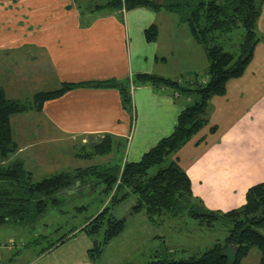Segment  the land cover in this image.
Here are the masks:
<instances>
[{
    "label": "crops",
    "instance_id": "crops-1",
    "mask_svg": "<svg viewBox=\"0 0 264 264\" xmlns=\"http://www.w3.org/2000/svg\"><path fill=\"white\" fill-rule=\"evenodd\" d=\"M109 1L0 0V86L9 99L28 101L37 93L59 89L64 83L114 81L118 85L79 86L45 102L41 111L12 117L13 136L19 147L13 159L23 161L33 175L49 177L67 172L65 167L72 164L68 160H82L88 154H78L77 145L93 151L106 136L113 139V152L122 155V167L139 162L174 132L181 112L198 100L194 92L180 93L170 86L137 80L140 74H150L181 86H195L198 80L193 77L198 69L183 74L182 66L179 79L166 69L178 55L176 33L179 23L183 24L179 17L163 8L111 9L106 6ZM261 18L260 35L261 29L264 33ZM6 22L14 24L7 26ZM153 25L157 26L158 37L149 41L146 31ZM184 42L189 49L182 54L187 57L197 52L195 45L200 46L192 38ZM262 43L241 78L264 77ZM202 52L207 61L205 50ZM205 64L208 68V61ZM205 82L206 79L200 83ZM228 86L224 96L212 97L209 104L224 102L229 96ZM227 117L230 121L223 130L214 125L216 130L211 132L210 127L212 139L205 140L200 149L203 152L181 164L191 179L194 197L208 209L224 213L244 206L247 191L264 182V91L249 109L241 110L237 117L234 110H227ZM201 145L194 144L193 148ZM132 199L136 203L137 199ZM142 218L151 225L145 215ZM86 223L67 241L86 233L81 230ZM128 236L126 230L105 248L104 255L117 250L121 257L129 251L153 257L142 236ZM152 236V242L162 238L160 233ZM86 240L83 252L88 259L76 264H91L88 251L92 239ZM128 240H132L130 246L125 245ZM108 261L112 264L116 258Z\"/></svg>",
    "mask_w": 264,
    "mask_h": 264
},
{
    "label": "trees",
    "instance_id": "trees-1",
    "mask_svg": "<svg viewBox=\"0 0 264 264\" xmlns=\"http://www.w3.org/2000/svg\"><path fill=\"white\" fill-rule=\"evenodd\" d=\"M106 6L125 10L147 7L158 11L163 8L187 25L194 42L202 46L207 54L206 82L197 81L192 88L150 74H140L137 80L155 86H170L180 93L194 92L198 100L181 112L174 132L163 138L139 162L125 163L123 167L94 165L77 168L71 173L61 172L34 182L33 174L26 169L23 161L13 159L19 147L13 136L12 117L41 111L45 102L60 98L79 86L118 85L114 81L64 83L59 89L37 93L28 101L9 99L0 86V227L21 225L31 217L43 215L50 203L60 205L56 198L58 194L70 191L78 184L85 185L88 178L95 176L97 183L106 185L105 192L110 195V200L81 229L92 239V247L88 251L91 264L101 260L105 248L127 230V220L117 217L115 210L132 196L137 201L130 214H144L152 223L156 218L186 217L197 221L198 226L208 231L218 224L224 225L227 230L222 242L194 256L175 260L166 258L175 252L161 256L155 251V256L143 264H243L253 249L260 251L259 264H264V182L247 191L246 204L241 208L226 213L213 211L194 197L191 179L181 167L179 157H173L209 124L205 115L211 98L224 96L229 82L241 78L252 63L258 44L264 42V36L258 31L264 0H111ZM238 32L240 41L236 45L237 50H226L223 44L232 40L231 37ZM146 37L149 41L157 39L156 25L146 31ZM215 130L216 127L211 128V132ZM205 140L206 137L201 136L194 144L199 145ZM114 149L112 137L106 136L84 157L106 156ZM89 186L92 189L95 187L93 184ZM100 233H103L102 240L97 239ZM67 238L51 244L42 254L63 244Z\"/></svg>",
    "mask_w": 264,
    "mask_h": 264
},
{
    "label": "rangeland",
    "instance_id": "rangeland-1",
    "mask_svg": "<svg viewBox=\"0 0 264 264\" xmlns=\"http://www.w3.org/2000/svg\"><path fill=\"white\" fill-rule=\"evenodd\" d=\"M15 1L17 2V0ZM262 11L261 26L264 27V6ZM13 24L11 22H6L7 26ZM179 27L180 29H178L176 33L178 34L176 36L179 41L178 55L166 69L170 70L171 75L173 74L175 77H180L179 73L182 66H184L182 70L183 74H189L191 70L194 71L198 69L193 79L196 80L197 77L198 82H203L205 79H208V68L207 64H205L208 60L206 61L203 57V49L201 46L196 45L197 52H195L194 55L190 53L189 57L186 55L184 56L186 50L189 49V46H187L184 40L192 37L186 24L179 23ZM239 34L240 32L235 33L231 37L232 40H226V43L223 44L226 50L232 52L237 50L238 47H236V45L240 41ZM261 36H264L262 29ZM162 38L160 40L161 42ZM261 45L264 46V42ZM182 52L185 53L182 54ZM182 63H184V65H182ZM256 64L257 62H255L254 66H256ZM262 68H264V52L261 49V69ZM231 83L228 86L229 96L226 99L224 98V102L223 100H217V102L214 101L212 105L208 104L205 117L209 120V124L186 146L173 155L174 158L179 157L181 159L182 162L180 164L193 156L195 158V154L197 156L200 152H203V150L200 149L205 146L204 143H202L201 147L198 149L193 148V146L201 136H206V141L212 139L208 132L210 127L218 125L220 130H223L225 123H229L230 121L228 119L229 115L227 117V110H234V114L237 117L241 110L249 109L253 102L257 100L259 95L264 91V77H243ZM229 101L230 103H228ZM225 108L226 110L223 111ZM220 133L221 131H219V135ZM75 150L78 154L85 155L91 151V148L77 145ZM121 160L122 155L114 151L105 158L93 157L92 159L82 158V160H68V162L72 164H68L69 167L67 166L65 168H67V173H71V170L94 165H106V167L122 166ZM41 175L43 174L33 175L34 182H40L47 178L41 177ZM97 182L98 180L95 176H92L86 180L85 185L79 186L80 184H78L77 187L72 190H65L58 194L56 198L59 200L60 205L57 206L50 203L47 212L43 215L31 217L27 222L21 225L7 224L0 227V264H76L84 260V258L88 259L85 257L86 251L83 252L85 241H87L86 239H90L86 233L79 234L77 239H73L72 241L66 240L67 242L60 248L53 251L50 250L43 254L42 252L58 240L66 236H73V231L76 229L80 230V227L87 220L95 217L108 205L110 195L105 192L106 185L103 182ZM90 184H93L95 187L93 189L90 188ZM132 197L115 210V215L127 220L128 238L132 234L142 236L145 247L147 246L148 251L150 250V253L153 255L155 254L154 250H156L161 256L167 252H175L174 255L166 258H173L175 260L188 258L200 251H204L217 242H222L227 235V230L224 225L218 224L213 230L211 229L208 231L198 226L197 221L186 217L177 219L156 218V221L149 225L145 222V218H142L144 214L134 216L130 214L132 207L135 205V203L132 202ZM262 232L264 233V230ZM158 233L161 234L162 238L152 242L150 240L153 239L152 235H157ZM102 238L103 233H100L97 239L102 240ZM89 241L92 242V240ZM131 242L132 240H128L125 245L130 246ZM91 247L92 244L90 245V248ZM104 254L105 251L101 260L97 261L96 264H107L109 262L108 260L114 261V258H116V261L112 264H143L152 259L147 258L146 254L137 251H129L128 254L122 257L118 255L117 250L108 254L107 257ZM260 257V251L258 249H253L243 264H258L260 262Z\"/></svg>",
    "mask_w": 264,
    "mask_h": 264
},
{
    "label": "built area",
    "instance_id": "built-area-1",
    "mask_svg": "<svg viewBox=\"0 0 264 264\" xmlns=\"http://www.w3.org/2000/svg\"><path fill=\"white\" fill-rule=\"evenodd\" d=\"M122 170H123V168L121 169V173H122ZM119 182H120V181H119ZM119 182H118V183H119Z\"/></svg>",
    "mask_w": 264,
    "mask_h": 264
}]
</instances>
